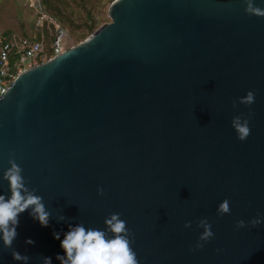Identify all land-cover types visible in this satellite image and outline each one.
<instances>
[{"label":"water","instance_id":"obj_1","mask_svg":"<svg viewBox=\"0 0 264 264\" xmlns=\"http://www.w3.org/2000/svg\"><path fill=\"white\" fill-rule=\"evenodd\" d=\"M244 8L113 0L110 21L18 74L0 97V194L12 158L51 219L22 213L12 248L0 240V264H22L13 249L27 264H60L54 232L105 229L115 212L138 264H264V16ZM249 90L255 102L240 104ZM240 113L251 114L243 141L231 126ZM225 198L230 213L218 215ZM201 218L214 236L196 248Z\"/></svg>","mask_w":264,"mask_h":264},{"label":"clouds","instance_id":"obj_2","mask_svg":"<svg viewBox=\"0 0 264 264\" xmlns=\"http://www.w3.org/2000/svg\"><path fill=\"white\" fill-rule=\"evenodd\" d=\"M244 11L250 15L264 16V8L254 4V0H244ZM237 101L243 105H251L255 102V93L251 90L245 95L237 97ZM237 102H233V108ZM243 113L234 115L231 118V126L235 130L236 136L243 141L250 135L249 118ZM9 167L2 174L8 183V195L0 194V240L3 246L11 249L15 238L18 235L17 227L19 217L28 211L33 219L37 220L41 226L47 227L51 219V212L46 208L43 198L36 194L35 189H29L26 177L23 176V169L9 158ZM97 194L102 195L103 189L98 188ZM230 213V203L227 198L223 199L217 207V214ZM58 221H63L65 217H56ZM259 215L248 224L255 227L260 224ZM105 229L93 227L86 228L83 224L70 225L68 231L60 239V233L54 232L53 237L60 240V247L64 254H57L56 259L60 264H138L136 253L133 251L132 233L126 227V222L120 218V213H110L103 220ZM191 222L186 221L184 227H190ZM244 220H237L236 227H245ZM197 227L203 231L199 234L196 248H202V242L210 240L214 233L211 224L206 218L198 221ZM111 234V235H109ZM26 244H34L31 239H26ZM217 251H220L219 249ZM13 260L27 264L29 257L16 250L11 251ZM43 264H52L51 257H43Z\"/></svg>","mask_w":264,"mask_h":264},{"label":"built area","instance_id":"obj_3","mask_svg":"<svg viewBox=\"0 0 264 264\" xmlns=\"http://www.w3.org/2000/svg\"><path fill=\"white\" fill-rule=\"evenodd\" d=\"M40 14V18L45 17L41 0H30ZM41 21V20H40ZM43 22H40V27ZM55 26V37L51 43V55L47 57L43 47V42L37 40L34 33L20 35L17 32L5 34L0 31V97L3 96L19 73L41 64L63 50V39L65 31L58 24Z\"/></svg>","mask_w":264,"mask_h":264},{"label":"rangeland","instance_id":"obj_4","mask_svg":"<svg viewBox=\"0 0 264 264\" xmlns=\"http://www.w3.org/2000/svg\"><path fill=\"white\" fill-rule=\"evenodd\" d=\"M109 1L110 0H101V3L104 5L102 8L97 7V10L101 8L102 11L108 12L109 5L111 4H109ZM63 3H65L67 11L71 9L76 12L79 17H84L83 9L91 5L88 0H63ZM39 16L40 14L37 12L36 8L31 6L30 0H0V31L10 29L17 32L19 35L22 32L26 34H37V30L42 28L46 20H50V22H53L52 24H58L47 13H45V17L43 18H40ZM101 17L102 21L99 23L98 28L104 23L110 21L109 16L101 15ZM40 20L43 22L41 27ZM62 29L66 33L65 38L63 39V50L81 42L76 40L75 36L68 31V29L65 27H62ZM54 30L55 26L53 31Z\"/></svg>","mask_w":264,"mask_h":264},{"label":"trees","instance_id":"obj_5","mask_svg":"<svg viewBox=\"0 0 264 264\" xmlns=\"http://www.w3.org/2000/svg\"><path fill=\"white\" fill-rule=\"evenodd\" d=\"M91 5L84 8V17H79L76 12L66 10L63 0H41L43 11L47 13L56 23L65 27L70 31L76 40L82 41L90 35L95 29L98 28L99 23L102 21L101 15L109 16L108 12L102 11L101 8L104 4L101 0H88ZM113 0L109 1V4ZM97 7H101L97 10ZM53 22L46 20L41 29L37 30V40L43 42V47L47 57L51 55V43L55 37V30ZM5 34H12L14 31L10 29L3 30ZM22 35L26 33L22 32Z\"/></svg>","mask_w":264,"mask_h":264}]
</instances>
